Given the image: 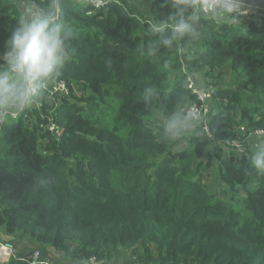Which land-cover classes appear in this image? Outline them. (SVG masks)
<instances>
[{"label":"trees","instance_id":"1","mask_svg":"<svg viewBox=\"0 0 264 264\" xmlns=\"http://www.w3.org/2000/svg\"><path fill=\"white\" fill-rule=\"evenodd\" d=\"M103 1L60 0L69 92L52 85L0 125V232L55 264H264V176L248 159L264 135V23L202 20L168 48L150 31L174 14L165 0ZM21 10L0 0V52ZM181 107L202 119L168 141L157 117Z\"/></svg>","mask_w":264,"mask_h":264},{"label":"clouds","instance_id":"2","mask_svg":"<svg viewBox=\"0 0 264 264\" xmlns=\"http://www.w3.org/2000/svg\"><path fill=\"white\" fill-rule=\"evenodd\" d=\"M88 3L96 6L101 0ZM168 4L174 9L168 23L150 26V31L162 34L160 43L168 48L177 40L200 37L202 20H221L233 28L264 23V0H165ZM59 11L60 0H22V10L0 52V125L44 100L70 61L71 34ZM143 99L146 106L152 104L151 96L145 94ZM157 119L162 121L164 138L177 141L196 131L202 117L181 107ZM252 147L251 168L264 176V135L255 136Z\"/></svg>","mask_w":264,"mask_h":264},{"label":"built area","instance_id":"3","mask_svg":"<svg viewBox=\"0 0 264 264\" xmlns=\"http://www.w3.org/2000/svg\"><path fill=\"white\" fill-rule=\"evenodd\" d=\"M105 3H106L105 1L101 0V3H99L94 7L99 9L100 7H103ZM58 16H59V12H58ZM188 80H189V87L194 89V81L192 75L188 76ZM50 90L49 91L51 98H54L53 94L63 95V94H68L69 92L67 85L63 81L53 84ZM194 91L196 90L194 89ZM209 96L210 95L207 94H200L201 99L209 98ZM191 110L198 112L197 107H192ZM47 129L58 137L62 136L64 132V130L60 126H58L57 123L53 121H51V123L47 126ZM259 133H263V132H259ZM11 258H18L16 257L15 254L14 245L9 241L0 240V263H6ZM18 259L27 261L30 264H37V263L55 264L51 259H43L41 256V252L38 249L29 255L23 254ZM75 264H110V263L106 261H102L96 257H90L85 261H80Z\"/></svg>","mask_w":264,"mask_h":264},{"label":"rangeland","instance_id":"4","mask_svg":"<svg viewBox=\"0 0 264 264\" xmlns=\"http://www.w3.org/2000/svg\"><path fill=\"white\" fill-rule=\"evenodd\" d=\"M133 1H134L133 4H135V3L138 4V7H139L141 4H144V5L147 4V3L145 2V0H133ZM254 137H255V136H252V143H250V144H251L252 152H254V149H253V147H252V144H253V142H254ZM250 144H249V145H250ZM198 161H199V160H198ZM210 167H212V166H210ZM210 167H208V169H209ZM211 172H212V173H211ZM211 172H209V170H206L204 176L207 177V178H212V177L217 178L218 170H217V169H214V168L212 167V171H211ZM210 173H211V174H210ZM215 186H216V183H215ZM218 191H219V192L221 191L220 187L218 188ZM243 210H245V209L243 208ZM4 241H6V240H4ZM9 242H11V243L14 245V249H16V247H17L18 252H19V253H22V249H21V248H23V247L16 245V244H17L16 241L11 240V241H9ZM32 252H34V251H31V250H30L29 253H24V254L29 255V254H31ZM40 252H41V251H40ZM19 257H21V256H19Z\"/></svg>","mask_w":264,"mask_h":264},{"label":"crops","instance_id":"5","mask_svg":"<svg viewBox=\"0 0 264 264\" xmlns=\"http://www.w3.org/2000/svg\"><path fill=\"white\" fill-rule=\"evenodd\" d=\"M146 3H147V1H146ZM9 236H7L6 234H4V233H2V232H0V240H5L6 238H8ZM17 245V244H16ZM22 249V253H19L18 252V250H16L15 249V254L17 255V256H21V255H23L24 253H29V251L30 250H27L26 248H21ZM55 255V254H54ZM53 257H55V258H57V257H60L59 255H57V256H53ZM119 264H128V263H126V260H122L121 261V263H119Z\"/></svg>","mask_w":264,"mask_h":264},{"label":"bare ground","instance_id":"6","mask_svg":"<svg viewBox=\"0 0 264 264\" xmlns=\"http://www.w3.org/2000/svg\"><path fill=\"white\" fill-rule=\"evenodd\" d=\"M18 116H19V114L16 116V118H14V119H12L11 121H16V119L18 118ZM37 250V249H36ZM33 251H35V250H33ZM41 256H42V253H41ZM18 258H20L19 256H18ZM72 264V263H71Z\"/></svg>","mask_w":264,"mask_h":264}]
</instances>
